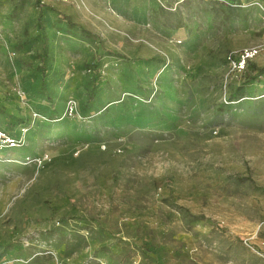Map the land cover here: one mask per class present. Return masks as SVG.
I'll use <instances>...</instances> for the list:
<instances>
[{
    "label": "rangeland",
    "instance_id": "1",
    "mask_svg": "<svg viewBox=\"0 0 264 264\" xmlns=\"http://www.w3.org/2000/svg\"><path fill=\"white\" fill-rule=\"evenodd\" d=\"M0 130V264H264V0H0Z\"/></svg>",
    "mask_w": 264,
    "mask_h": 264
},
{
    "label": "built area",
    "instance_id": "2",
    "mask_svg": "<svg viewBox=\"0 0 264 264\" xmlns=\"http://www.w3.org/2000/svg\"><path fill=\"white\" fill-rule=\"evenodd\" d=\"M53 1H68V0H53ZM247 56L249 55L247 54ZM3 144L15 145V141L11 136L7 135L5 132L0 130V146Z\"/></svg>",
    "mask_w": 264,
    "mask_h": 264
}]
</instances>
